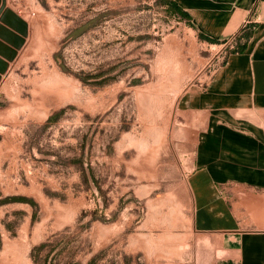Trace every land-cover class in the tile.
Returning <instances> with one entry per match:
<instances>
[{
  "label": "rangeland",
  "instance_id": "obj_1",
  "mask_svg": "<svg viewBox=\"0 0 264 264\" xmlns=\"http://www.w3.org/2000/svg\"><path fill=\"white\" fill-rule=\"evenodd\" d=\"M233 47L165 0H0V264H201L173 110Z\"/></svg>",
  "mask_w": 264,
  "mask_h": 264
},
{
  "label": "crops",
  "instance_id": "obj_2",
  "mask_svg": "<svg viewBox=\"0 0 264 264\" xmlns=\"http://www.w3.org/2000/svg\"><path fill=\"white\" fill-rule=\"evenodd\" d=\"M196 33L234 43L205 86L174 106L191 144L188 253L201 264H264V0H174Z\"/></svg>",
  "mask_w": 264,
  "mask_h": 264
},
{
  "label": "trees",
  "instance_id": "obj_3",
  "mask_svg": "<svg viewBox=\"0 0 264 264\" xmlns=\"http://www.w3.org/2000/svg\"><path fill=\"white\" fill-rule=\"evenodd\" d=\"M165 3L167 5V8L175 15H178L181 19H184L186 21V23L190 26V27H193V24L189 21V16L188 14L183 11L178 5L177 3L174 1V0H165ZM198 36L199 38L203 39V40H206L210 43H218V42H221L220 40H216V39H213V38H210V37H207L205 36L204 34L202 33H198ZM242 46H237L236 44H234V47L232 48L231 51H235V50H238V49H241ZM21 199V198H19Z\"/></svg>",
  "mask_w": 264,
  "mask_h": 264
}]
</instances>
